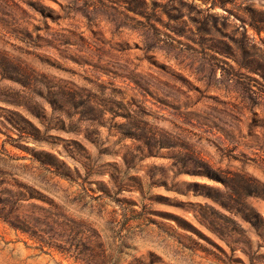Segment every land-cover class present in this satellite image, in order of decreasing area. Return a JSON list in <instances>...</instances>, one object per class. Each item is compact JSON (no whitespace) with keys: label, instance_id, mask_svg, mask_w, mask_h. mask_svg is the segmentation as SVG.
<instances>
[{"label":"rangeland","instance_id":"obj_1","mask_svg":"<svg viewBox=\"0 0 264 264\" xmlns=\"http://www.w3.org/2000/svg\"><path fill=\"white\" fill-rule=\"evenodd\" d=\"M261 10L264 0H0L11 59L0 65L1 187L40 190L123 264H264V227L247 208L264 218V198L243 176L264 182V39L243 29ZM42 150L76 181L36 160ZM0 264L76 263L0 220Z\"/></svg>","mask_w":264,"mask_h":264},{"label":"trees","instance_id":"obj_2","mask_svg":"<svg viewBox=\"0 0 264 264\" xmlns=\"http://www.w3.org/2000/svg\"><path fill=\"white\" fill-rule=\"evenodd\" d=\"M214 6L215 4H213ZM40 11L44 16H47L45 13H51L50 8L46 6H41ZM251 11L255 12L256 10L251 9ZM260 12L261 15L258 17L254 16L248 21L243 20L245 37L251 38L246 25L248 24L255 34L264 39L262 37L264 10ZM240 45L244 49L247 47L245 39L240 40ZM7 61L11 62L10 57L0 52V65H7ZM24 121L26 126L22 129H26L28 125L33 126L28 119L25 118ZM12 123L14 127L19 128L18 121L14 119ZM23 147L28 149L26 146ZM33 155L42 164L54 168L61 177L76 181L71 167L54 153L42 150L34 151ZM192 161L195 165L201 163L199 158H194ZM78 176L80 177L79 172ZM243 176L251 183L248 185L250 186L248 194L264 198V182L247 172H243ZM5 182H7L5 172L0 170V220L14 230L25 234L41 251L55 252L76 264H123V252L114 249L111 244L107 243L97 227L83 219L68 215L62 206L27 182L15 179L16 190L1 187ZM99 187L98 189L109 193L108 187H104L102 183H99ZM35 200H40L48 205L39 204ZM247 208L253 225L257 229L264 227V218L261 213L253 206ZM185 228L187 229V227ZM151 263L152 261L146 263L141 258H134L128 264Z\"/></svg>","mask_w":264,"mask_h":264}]
</instances>
